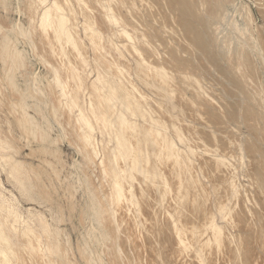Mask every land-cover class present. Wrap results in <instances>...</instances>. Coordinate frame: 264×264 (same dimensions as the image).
Wrapping results in <instances>:
<instances>
[{
    "label": "bare ground",
    "instance_id": "bare-ground-1",
    "mask_svg": "<svg viewBox=\"0 0 264 264\" xmlns=\"http://www.w3.org/2000/svg\"><path fill=\"white\" fill-rule=\"evenodd\" d=\"M68 2L53 0L50 8L44 0L27 5L29 12L38 10L35 27L53 56L52 64L41 61L49 70L54 95L42 87L39 100L31 102L30 81H22L23 88L9 77L20 103L17 117L11 119L14 135L7 140L0 137V149L27 155L20 160L11 156L10 161L5 157L0 166L9 161V182L47 215L34 208L25 210L31 219L39 216V225L31 228V220L18 210V199L7 203L0 192V264H105V256L111 257L110 251L105 252L108 245L103 252L99 249L107 243L108 234L126 233L135 239L158 216L165 221L175 262L189 257L207 264L225 246L236 243L224 229L233 224L231 201L238 191L228 182L223 189L229 197L222 198L217 195V184L201 178L205 172L220 176L225 165L216 149L202 141L199 127L183 118L181 103L196 104L197 98L188 92L194 83L186 81L187 75H173L174 69L169 72L145 58L149 52L159 58V53L153 48L155 42L135 34L124 0H93L100 22L108 25L102 29L85 3L89 0H75L85 12L82 32L92 54L89 62L82 59L86 44L59 16L68 11ZM51 23L53 34L48 40L45 27ZM7 38V31L2 32L1 47ZM70 60L76 62L75 67ZM28 67L26 60L22 62L24 71ZM195 84L197 90L202 89ZM51 102L54 106L49 108ZM54 128L57 135L52 134ZM189 129L197 136H185ZM63 144L76 158L70 164L61 154ZM207 163L209 170L202 171V164ZM157 194L160 202L154 199ZM211 200L214 211L207 209ZM73 214L79 227L74 248L69 233L75 231ZM111 217L115 224L109 223ZM96 239L95 249L92 242ZM150 251L154 252L151 246Z\"/></svg>",
    "mask_w": 264,
    "mask_h": 264
},
{
    "label": "rangeland",
    "instance_id": "rangeland-1",
    "mask_svg": "<svg viewBox=\"0 0 264 264\" xmlns=\"http://www.w3.org/2000/svg\"><path fill=\"white\" fill-rule=\"evenodd\" d=\"M35 1H0V35L7 31L8 36L4 46H0V137L4 140L12 139L14 135L11 119L12 116L17 117L15 112H18L20 103L9 77L21 86L22 81H30L28 84L31 102L39 100L43 93H40L42 87L45 92L54 95L53 86L49 84V70L41 61L52 64L53 56L40 41L39 31L35 27L34 18L37 17L38 10H27V5ZM44 1L48 8L52 7L53 0ZM57 1L61 3L63 0ZM68 1V11H61L59 16L66 21L68 27L73 26L75 35L80 38L82 44H86V48L82 50V59L89 62L92 54L82 32L85 12L80 11L75 0ZM85 1L88 0H83ZM124 2L129 9V16L133 19L135 34L142 36L146 41L155 42L152 45L156 53H159V58H152L151 52L146 53L145 58L156 62L169 72L174 69L175 71L171 72L173 75H187L186 81L194 83L192 88H188V92L197 98H194L196 104L192 107L188 103H181L183 118L199 127L202 141L210 148L216 149L217 156L225 165L220 176L213 177L211 173L207 175L205 172L202 173V180L204 183L217 184V195L222 198L229 197V193L223 189L228 182L235 185L238 191L231 201L230 216L233 224L224 229L226 234L232 238L234 236L236 243H232L230 247L225 246L223 253L220 252L212 261L206 260V263L264 264V0ZM85 3L90 7L92 16L99 21V27H107L108 25L100 22V10L93 8V0ZM131 3L135 5L131 6ZM114 12L117 13L118 10L114 9ZM53 28L54 23L45 27L48 40L52 38ZM110 31L112 39H116V33ZM63 46L65 47L64 43ZM25 60L29 64L26 71L22 69V62ZM70 62L75 67L76 62ZM93 78L92 76L91 79ZM195 81L198 83L197 87H202L201 90L195 88ZM24 85L26 86L25 83ZM48 106L51 108L54 104L51 102ZM16 108L18 110L15 111ZM192 109L195 110L194 113ZM53 130L52 134L57 135L56 128ZM168 136L171 138L172 134L168 133ZM185 136L191 138L197 134L189 129ZM98 138L104 141V137ZM13 142L16 143L14 140ZM189 144L192 146L191 141ZM60 150L68 164L76 159L68 146L63 144ZM12 152L0 149V162L8 158L10 161L11 156L20 160L18 157L27 155L23 152ZM32 162L33 165L36 164L34 160ZM6 163H1L0 166V192L4 201L14 203L18 199V210H23L26 219L29 222L31 220V228H37L39 216L31 219V215L25 213V210L34 208L46 215L47 212L41 207L29 204L26 201L27 195L25 198L19 195L16 187L9 182V164ZM208 166V163L202 164V171L209 170ZM159 196L161 195H155L156 202H160ZM75 197L79 199L78 192ZM212 203L211 200L207 205L209 211H214ZM75 217L76 220L73 214L75 231L69 230L73 248L79 241V227L76 225L78 217ZM117 218L115 217V222ZM156 219L150 220L146 227L148 231H141L135 239L126 233L120 237L117 234L115 237L108 234L107 243L99 249H103V252L104 246L108 245L105 252L109 254L110 251L111 257L105 256V264H112L114 259L117 264H199L191 261L189 257L174 261V247L168 238L169 234L165 232V221L162 216ZM112 220L113 217L109 223L115 224ZM215 222L223 225L217 218ZM98 242L97 239L93 240V247L99 244ZM42 243H45L44 239ZM150 246L154 252L150 251Z\"/></svg>",
    "mask_w": 264,
    "mask_h": 264
}]
</instances>
